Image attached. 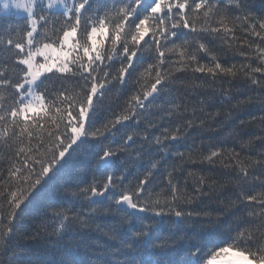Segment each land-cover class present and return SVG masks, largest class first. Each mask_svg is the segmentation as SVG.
<instances>
[{
  "label": "snow or ice",
  "instance_id": "6c2138e0",
  "mask_svg": "<svg viewBox=\"0 0 264 264\" xmlns=\"http://www.w3.org/2000/svg\"><path fill=\"white\" fill-rule=\"evenodd\" d=\"M0 264H264V0H0Z\"/></svg>",
  "mask_w": 264,
  "mask_h": 264
}]
</instances>
